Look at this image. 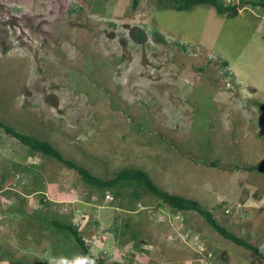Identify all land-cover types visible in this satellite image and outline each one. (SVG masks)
I'll list each match as a JSON object with an SVG mask.
<instances>
[{
    "label": "rangeland",
    "instance_id": "1",
    "mask_svg": "<svg viewBox=\"0 0 264 264\" xmlns=\"http://www.w3.org/2000/svg\"><path fill=\"white\" fill-rule=\"evenodd\" d=\"M164 4L0 0V121L98 178L140 169L264 248V10ZM122 190L0 129V264L89 263L53 218L110 262L264 264L196 212Z\"/></svg>",
    "mask_w": 264,
    "mask_h": 264
},
{
    "label": "trees",
    "instance_id": "2",
    "mask_svg": "<svg viewBox=\"0 0 264 264\" xmlns=\"http://www.w3.org/2000/svg\"><path fill=\"white\" fill-rule=\"evenodd\" d=\"M140 0H131L132 9H136ZM163 8H168L175 11H188L196 5H208L214 8L218 15H225L227 17H234L238 8L243 6H250L252 8H259L264 10V0H238L236 4H224L222 0H165ZM161 2V1H160ZM163 3V2H161ZM139 39L144 36L142 34L138 35ZM163 40V39H162ZM182 48V44L176 43ZM223 65L227 66L226 62ZM0 129L10 137L15 138L19 143L24 145L33 153H39L44 157H50L55 159L57 162L61 163L64 167L69 170H73L82 180V182L90 187L96 188L98 190L117 189L121 191L128 186L131 189L129 192L131 198L139 199L138 188L146 191L151 196L159 199L163 204L167 205L169 208L176 212L193 211L200 215L207 224L224 239L231 241L237 246L243 247L244 249L252 252L257 257H259L264 263V248L257 247L248 241L240 238L233 233L229 232L226 228L218 224L213 215L205 210L196 200L184 198L182 196L173 195L168 192L162 191L155 186L153 181L149 178L147 173L140 169L128 168L117 172L110 179H101L84 168L79 167L72 161L64 159L62 154L55 149L49 142L33 138L27 134H21L17 132L13 127L0 121ZM255 169V168H254ZM258 169V167H257ZM251 170V168H250ZM132 186V187H131ZM136 186V187H133ZM110 192V191H108ZM53 218L52 226L56 233H61L67 241H71L80 250L82 255L89 258L90 262L86 264H122L117 261L110 262L105 258H95L89 253L88 245L80 233V228L76 224L64 223L58 219ZM128 229V228H127Z\"/></svg>",
    "mask_w": 264,
    "mask_h": 264
}]
</instances>
